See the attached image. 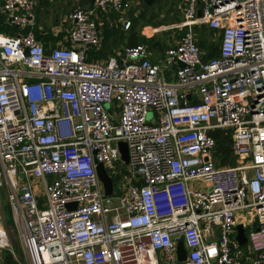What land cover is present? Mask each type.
<instances>
[{"label":"built area","instance_id":"built-area-1","mask_svg":"<svg viewBox=\"0 0 264 264\" xmlns=\"http://www.w3.org/2000/svg\"><path fill=\"white\" fill-rule=\"evenodd\" d=\"M133 1L73 6L51 46L35 0L1 2L0 249L19 264H264V0H176L181 31L160 55L139 41L89 57L103 14L128 28ZM202 25L216 47L206 58ZM216 128L234 163L219 162Z\"/></svg>","mask_w":264,"mask_h":264},{"label":"crops","instance_id":"crops-1","mask_svg":"<svg viewBox=\"0 0 264 264\" xmlns=\"http://www.w3.org/2000/svg\"><path fill=\"white\" fill-rule=\"evenodd\" d=\"M2 1L3 0H0V5ZM155 1L157 0H152L150 3H143V0L133 1L134 5L130 6V8L128 9V13L130 15L132 23V25L130 24L131 26L129 28H124L122 22L117 19L114 20V23L111 27L107 28V16L115 19V17H117L119 13L117 11H109L107 14H103L102 17L105 25L102 40L98 45L94 46L90 50L89 57H106L111 51L117 49L124 43H135L137 42V39L140 40V38L142 37L140 34L141 22H138V25L136 26V20H138V18L140 19L139 14H141L144 9H147V7H150ZM167 1V7L174 6L175 9L179 10L176 6V0ZM90 2L91 0H35L34 15L36 21V34L47 45L51 46L58 44L62 41L64 33L71 25V22L65 17L67 12L75 5L84 6L90 4ZM136 6H139L140 10H136V8H134ZM8 29H10V25L7 22L4 12L0 8V30L7 31ZM152 50L155 56L160 55L156 53L153 48ZM1 254L0 264H14L12 260L17 261V259H15L12 254L11 256H8V252L6 249H3Z\"/></svg>","mask_w":264,"mask_h":264},{"label":"rangeland","instance_id":"rangeland-1","mask_svg":"<svg viewBox=\"0 0 264 264\" xmlns=\"http://www.w3.org/2000/svg\"><path fill=\"white\" fill-rule=\"evenodd\" d=\"M167 4V0L155 1L150 7H147V9H144L142 13L139 14L141 20L139 18L138 20H136V26L138 25V22H141L140 34L143 38L141 37L139 41L143 40L147 42L148 45L152 47L158 54H161L163 52V49L167 44L177 39L179 32L181 31V25L178 24V22L180 21L179 10L175 9L174 6L167 7ZM134 8H136V10H140L139 6H136ZM197 32L199 34V37L202 39V42L207 45V48H211L212 46L215 48L213 30L206 26H202L200 28H197ZM203 48L205 49V47ZM151 114L152 111L149 110L147 112L148 117H150ZM219 151H221V148L216 147L217 156L221 158ZM229 162L234 163L235 157L231 155ZM33 181L39 182L40 180L38 178H33ZM191 185L205 187L207 183L201 180H191ZM39 190L42 191V188H40ZM2 204L3 205L1 209L4 212L2 215L9 232L10 245L17 256L22 259L23 254L21 243L9 216L5 194L3 195ZM1 253L2 249H0V258L2 255Z\"/></svg>","mask_w":264,"mask_h":264},{"label":"water","instance_id":"water-1","mask_svg":"<svg viewBox=\"0 0 264 264\" xmlns=\"http://www.w3.org/2000/svg\"><path fill=\"white\" fill-rule=\"evenodd\" d=\"M152 0H143V3L147 2L150 3ZM180 64H183V61L179 60L178 61ZM121 157L127 161L128 160V151H127V143L125 140L120 139L118 141ZM96 169L97 173L100 177V179L103 182L104 185V191L106 194L111 193L112 191V177L108 174L106 171L105 167L103 166V163L101 161H98L96 164ZM72 203H68V205H71ZM236 237L239 240L240 243L244 242L246 240V234H245V229L244 226L242 225L241 222H237L236 224ZM185 253V249L183 246V242L180 239L178 241V254L179 257H183Z\"/></svg>","mask_w":264,"mask_h":264},{"label":"trees","instance_id":"trees-1","mask_svg":"<svg viewBox=\"0 0 264 264\" xmlns=\"http://www.w3.org/2000/svg\"><path fill=\"white\" fill-rule=\"evenodd\" d=\"M205 26V25H202ZM213 30V28H210ZM108 30V29H107ZM143 38V37H142ZM139 42V39L136 40ZM132 43V42H129ZM199 43L201 46L205 47L206 51L203 54V57L206 58L208 56H211L216 53V49L212 46L211 48H207L203 42L202 39L199 37ZM213 135L216 138V147L221 148V151H219L221 158L219 157V162L224 163V162H229L231 154V149L229 146V140L227 138V135L223 133V130L220 128H216L211 130ZM233 156V155H232ZM230 163V162H229ZM8 256H11V252L7 250ZM14 264H18V262L15 260H12Z\"/></svg>","mask_w":264,"mask_h":264}]
</instances>
